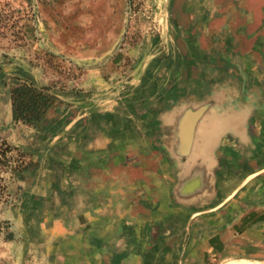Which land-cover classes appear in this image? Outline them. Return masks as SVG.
I'll return each mask as SVG.
<instances>
[{"label":"crops","instance_id":"1","mask_svg":"<svg viewBox=\"0 0 264 264\" xmlns=\"http://www.w3.org/2000/svg\"><path fill=\"white\" fill-rule=\"evenodd\" d=\"M166 28L121 95L90 64L12 139L39 163L16 182L35 264L264 261V0H170Z\"/></svg>","mask_w":264,"mask_h":264},{"label":"rangeland","instance_id":"2","mask_svg":"<svg viewBox=\"0 0 264 264\" xmlns=\"http://www.w3.org/2000/svg\"><path fill=\"white\" fill-rule=\"evenodd\" d=\"M169 10L170 0H0V140L20 148L30 163L22 171L1 170L0 264H35L41 259L29 251L43 243L40 219L29 208H20L22 193L16 187L18 179H26L25 171L39 163L26 143L17 146L12 139L19 128L44 126L57 104L55 97L41 123H16L12 114L7 117L10 87L29 78L46 90L62 88L87 75L92 64L99 77L112 85L109 88L121 95L125 83L151 65L143 68L145 63L162 59L168 48ZM16 61L24 66L21 72L14 71ZM161 137L165 154L173 151L182 159L187 157L189 148L169 149L173 133L164 132Z\"/></svg>","mask_w":264,"mask_h":264},{"label":"trees","instance_id":"3","mask_svg":"<svg viewBox=\"0 0 264 264\" xmlns=\"http://www.w3.org/2000/svg\"><path fill=\"white\" fill-rule=\"evenodd\" d=\"M10 97L14 122L29 125L43 122L56 101L45 88L29 78L12 85ZM25 157L20 148L12 146L7 140H0V197L4 190L1 170L4 167L15 171L27 169L30 163ZM7 237L11 238L12 234L9 233Z\"/></svg>","mask_w":264,"mask_h":264},{"label":"bare ground","instance_id":"4","mask_svg":"<svg viewBox=\"0 0 264 264\" xmlns=\"http://www.w3.org/2000/svg\"><path fill=\"white\" fill-rule=\"evenodd\" d=\"M227 264H264V261L240 260V261L229 262Z\"/></svg>","mask_w":264,"mask_h":264}]
</instances>
